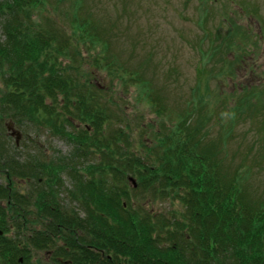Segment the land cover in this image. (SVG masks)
Listing matches in <instances>:
<instances>
[{
  "label": "trees",
  "instance_id": "1",
  "mask_svg": "<svg viewBox=\"0 0 264 264\" xmlns=\"http://www.w3.org/2000/svg\"><path fill=\"white\" fill-rule=\"evenodd\" d=\"M38 4L45 5L0 0V264H38L35 254L47 249L74 264H264V195L242 176L257 158L234 170L224 142L232 130L222 125L211 140L208 103L195 99L165 128L168 135L162 130L154 147L145 148L150 160H138L130 151L129 127H121L119 103L103 96L89 75L102 71L123 83L143 82L140 67L117 60L113 37L105 31L102 38L99 29L92 34L88 17L73 14L70 20L94 46L93 64L87 63L85 45H73L62 28L25 25L21 14ZM90 66L95 69L87 72ZM194 96L199 98L198 89ZM159 99L154 107L166 111ZM241 108L244 114L239 99L233 110ZM240 112L230 115L240 118ZM7 119L13 127L49 130L72 147L70 156L48 161L37 150L40 157L28 154L20 162L4 149ZM97 156L98 163L88 162ZM63 174L73 182L65 191L70 207L60 197ZM17 180L27 182L35 203L16 187ZM167 201L178 202L180 212L147 209L148 203ZM25 225L31 226L27 235L20 231ZM12 230L18 231L15 238L7 236Z\"/></svg>",
  "mask_w": 264,
  "mask_h": 264
},
{
  "label": "rangeland",
  "instance_id": "2",
  "mask_svg": "<svg viewBox=\"0 0 264 264\" xmlns=\"http://www.w3.org/2000/svg\"><path fill=\"white\" fill-rule=\"evenodd\" d=\"M43 2L46 6L32 5L21 14L25 25L33 23L36 28L44 27L48 30L56 26L62 28L72 37L73 45H85V56L90 57L87 63H92L94 46H90L85 33H77L76 25L72 27L70 20L73 14L88 17L95 25L92 34L99 35L101 31L102 38L106 33L113 37L110 47L117 60L140 67L143 82L127 80L126 84L125 81L123 83L108 77L102 71L89 75L93 83L103 89V96L112 97L119 103L118 109L123 110L124 114L120 115L125 117V124L121 127H129L130 151L134 152L133 156L148 162L150 159L145 148L154 147L153 142L160 139V134L165 131V135L170 133L165 128L175 123L187 102L200 99L208 103L205 110L211 117L208 125L211 140L219 137L224 130L222 125L232 130L230 141H224L232 168L238 169L242 161L251 164L257 158L258 164L253 165L251 173L245 169L242 176L253 179L254 189L258 188L259 194L264 195V0ZM231 41L235 47L231 45L229 48ZM91 66L86 68L87 72L95 69ZM196 89L199 98L194 96ZM146 91L148 96L144 94ZM150 94L154 96L153 99ZM156 97H160L161 102L168 107L167 114V110L161 112L154 107L152 101ZM239 99H242L243 108L245 105L244 114L242 108L233 110ZM110 108H113L112 104ZM237 110H241L238 114L241 117H232L230 113ZM233 123L237 125L235 128L232 127ZM14 126L9 119L6 120L5 133L9 142L4 143V149L20 162L26 160L28 154L40 157L37 150L47 154L48 161L58 159L60 155L70 156L72 147L53 137L49 130L39 131L29 127L33 126L30 124L23 128L16 124ZM32 140L37 142L34 144L36 149L32 147ZM98 160L99 156L88 162L98 163ZM83 163V167L88 166V163ZM62 176L65 189H62L60 197L63 199L62 204L70 207L66 190L73 188V182L67 174ZM16 183V187L32 198V202L38 200L24 181L17 180ZM73 207L82 211L79 204L74 203ZM149 208L166 214L172 210H181L178 202L171 205L168 201L154 205L148 203ZM28 222L37 224L35 219ZM32 228L38 230V226ZM20 231L27 235L31 232V226L25 225ZM16 235L17 230L7 234L12 238ZM64 245V242L60 243V246ZM47 252L48 249L38 251L34 260L37 257L38 264L41 261L48 263L45 261L49 259L46 257Z\"/></svg>",
  "mask_w": 264,
  "mask_h": 264
},
{
  "label": "flooded vegetation",
  "instance_id": "3",
  "mask_svg": "<svg viewBox=\"0 0 264 264\" xmlns=\"http://www.w3.org/2000/svg\"><path fill=\"white\" fill-rule=\"evenodd\" d=\"M24 183H27V182L24 181ZM46 257L49 258L47 260L45 259V261L48 262V263L52 262V264H74V262L71 261V260H66L64 258L61 259V258L55 257L54 254H53V251H48L46 253ZM52 257H53V259H52ZM56 258H57L58 261L56 260ZM34 261L37 262L38 258L36 257ZM48 263H46V264H48ZM40 264H45V262L41 261Z\"/></svg>",
  "mask_w": 264,
  "mask_h": 264
},
{
  "label": "water",
  "instance_id": "4",
  "mask_svg": "<svg viewBox=\"0 0 264 264\" xmlns=\"http://www.w3.org/2000/svg\"><path fill=\"white\" fill-rule=\"evenodd\" d=\"M13 134H15V133H13ZM18 134V133H17ZM18 140H19V137H17V142H18ZM0 235H2V231H0Z\"/></svg>",
  "mask_w": 264,
  "mask_h": 264
}]
</instances>
